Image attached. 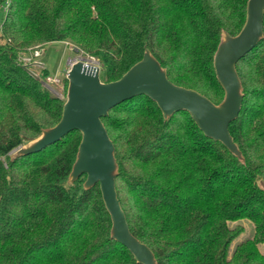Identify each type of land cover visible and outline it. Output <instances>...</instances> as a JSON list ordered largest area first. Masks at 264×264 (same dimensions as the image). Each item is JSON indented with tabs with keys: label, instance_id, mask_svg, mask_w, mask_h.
I'll return each mask as SVG.
<instances>
[{
	"label": "trees",
	"instance_id": "16d2710c",
	"mask_svg": "<svg viewBox=\"0 0 264 264\" xmlns=\"http://www.w3.org/2000/svg\"><path fill=\"white\" fill-rule=\"evenodd\" d=\"M4 1L10 3L0 41V264H138L111 238L99 185L85 190L86 175L69 182L79 132L12 158L60 121L65 103L43 86L49 72L35 79L18 56L69 41L96 58L101 80L111 82L149 50L172 83L219 104L224 91L213 58L223 31H241L248 0ZM237 71L244 99L229 131L244 164L206 137L189 113L166 120L146 96L102 119L115 146V184L128 226L158 264H264V38ZM238 220L251 221L256 233L230 254L242 231L230 223Z\"/></svg>",
	"mask_w": 264,
	"mask_h": 264
},
{
	"label": "water",
	"instance_id": "95a60500",
	"mask_svg": "<svg viewBox=\"0 0 264 264\" xmlns=\"http://www.w3.org/2000/svg\"><path fill=\"white\" fill-rule=\"evenodd\" d=\"M246 11L244 26L237 35L222 32L213 58L216 78L224 91L219 104L196 90L172 83L166 69L149 50L120 79L111 82L101 80L98 62L89 65L87 60L74 61L66 76L68 88L60 121L18 148L12 158L37 154L70 133L79 132L81 141L69 182L74 183L86 175L85 190L99 185L112 222L111 238L125 246L138 264H158L153 251L136 238L128 226L115 184L119 174L115 146L102 119L121 103L146 96L157 104L166 120L179 112L189 113L206 137L223 144L244 164L245 158L229 126L238 118L244 99L237 64L264 38V0H248ZM21 68L40 79L27 66Z\"/></svg>",
	"mask_w": 264,
	"mask_h": 264
},
{
	"label": "rangeland",
	"instance_id": "374dc122",
	"mask_svg": "<svg viewBox=\"0 0 264 264\" xmlns=\"http://www.w3.org/2000/svg\"><path fill=\"white\" fill-rule=\"evenodd\" d=\"M5 6L6 1L0 3V27L3 24L6 14L4 11ZM1 36L2 31L0 30V41L2 40ZM42 45L45 48V54L39 60L44 66H35L30 70L37 74L39 77L42 76L44 70L49 72V78H51L53 81L51 83H47L46 80H42L43 86L47 88L52 94L65 102L68 88V84L67 88L65 87V80H67L66 76L71 68V64L74 63V61L79 60H93L94 57L84 54L79 48H77L72 42L69 41L43 43ZM94 61L99 63L96 58H94ZM99 66L102 70V66L100 65V63ZM223 98L219 100V103L223 100ZM230 225L232 227L239 226L242 230L241 233L237 235L231 243V254L239 242L254 238L256 229L254 224L249 220L234 221L231 222ZM260 250L264 253L263 244L260 245Z\"/></svg>",
	"mask_w": 264,
	"mask_h": 264
},
{
	"label": "built area",
	"instance_id": "2783aa9c",
	"mask_svg": "<svg viewBox=\"0 0 264 264\" xmlns=\"http://www.w3.org/2000/svg\"><path fill=\"white\" fill-rule=\"evenodd\" d=\"M9 1L6 2V6L4 8L5 13L8 10ZM2 29V25L0 27V30ZM45 54V48L43 45H37L35 47H29L24 49L22 52H20L18 56V62L21 66H27L29 69L32 67H43L44 65L40 62V58ZM93 62L97 63L94 61ZM47 83H51L53 80L51 78L45 79Z\"/></svg>",
	"mask_w": 264,
	"mask_h": 264
},
{
	"label": "bare ground",
	"instance_id": "6f19581e",
	"mask_svg": "<svg viewBox=\"0 0 264 264\" xmlns=\"http://www.w3.org/2000/svg\"><path fill=\"white\" fill-rule=\"evenodd\" d=\"M87 63H88L89 65H92L94 62H93V60L91 59V60H87Z\"/></svg>",
	"mask_w": 264,
	"mask_h": 264
}]
</instances>
